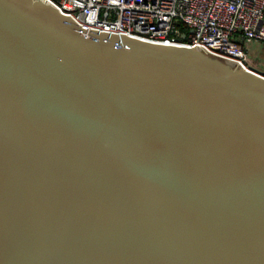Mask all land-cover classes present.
Returning <instances> with one entry per match:
<instances>
[{
	"label": "water",
	"instance_id": "water-1",
	"mask_svg": "<svg viewBox=\"0 0 264 264\" xmlns=\"http://www.w3.org/2000/svg\"><path fill=\"white\" fill-rule=\"evenodd\" d=\"M0 264H264V78L0 0Z\"/></svg>",
	"mask_w": 264,
	"mask_h": 264
},
{
	"label": "built area",
	"instance_id": "built-area-1",
	"mask_svg": "<svg viewBox=\"0 0 264 264\" xmlns=\"http://www.w3.org/2000/svg\"><path fill=\"white\" fill-rule=\"evenodd\" d=\"M78 24L149 41L198 45L264 78V0H42Z\"/></svg>",
	"mask_w": 264,
	"mask_h": 264
},
{
	"label": "rangeland",
	"instance_id": "rangeland-1",
	"mask_svg": "<svg viewBox=\"0 0 264 264\" xmlns=\"http://www.w3.org/2000/svg\"><path fill=\"white\" fill-rule=\"evenodd\" d=\"M248 53L251 55V57H253L254 63H256L255 61L257 59L264 58V46H257L256 49L250 50Z\"/></svg>",
	"mask_w": 264,
	"mask_h": 264
},
{
	"label": "crops",
	"instance_id": "crops-1",
	"mask_svg": "<svg viewBox=\"0 0 264 264\" xmlns=\"http://www.w3.org/2000/svg\"><path fill=\"white\" fill-rule=\"evenodd\" d=\"M257 46L258 45H253L251 48H250V50H254V49H256L257 48ZM249 50V51H250ZM253 58V57H252ZM259 60V62H261V61H263L264 62V58L263 59H257V61ZM263 69H264V65H263V67H262Z\"/></svg>",
	"mask_w": 264,
	"mask_h": 264
}]
</instances>
